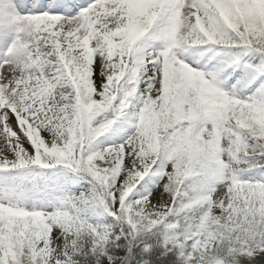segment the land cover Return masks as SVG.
Wrapping results in <instances>:
<instances>
[{"label":"snow or ice","instance_id":"snow-or-ice-1","mask_svg":"<svg viewBox=\"0 0 264 264\" xmlns=\"http://www.w3.org/2000/svg\"><path fill=\"white\" fill-rule=\"evenodd\" d=\"M0 264H264V0H0Z\"/></svg>","mask_w":264,"mask_h":264}]
</instances>
